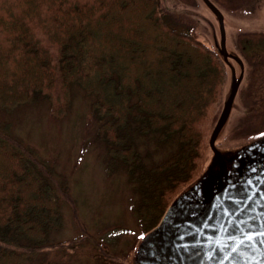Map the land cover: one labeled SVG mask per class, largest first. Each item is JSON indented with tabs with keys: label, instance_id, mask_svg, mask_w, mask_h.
Instances as JSON below:
<instances>
[{
	"label": "trees",
	"instance_id": "1",
	"mask_svg": "<svg viewBox=\"0 0 264 264\" xmlns=\"http://www.w3.org/2000/svg\"><path fill=\"white\" fill-rule=\"evenodd\" d=\"M170 19L162 0H0V109L11 112L41 95L61 117L73 83L92 94L95 137L139 194L130 209L141 234L208 161L212 109L225 79L218 53ZM134 131L158 140L175 133L177 147L146 164ZM60 199L75 213L62 175L0 120V264H30L41 250L81 241L108 264L107 244L88 233L49 242Z\"/></svg>",
	"mask_w": 264,
	"mask_h": 264
},
{
	"label": "rangeland",
	"instance_id": "2",
	"mask_svg": "<svg viewBox=\"0 0 264 264\" xmlns=\"http://www.w3.org/2000/svg\"><path fill=\"white\" fill-rule=\"evenodd\" d=\"M162 1L170 20L176 25L189 28L208 46L213 36L219 40L216 18L202 0ZM212 1L224 15L227 49L234 53L241 50L243 53L238 54L246 58L257 51L258 35H244L242 31L264 34V2L259 10L253 8L249 12L244 10L248 3L243 6V0ZM239 33L241 35L237 38ZM240 38L241 45H238ZM245 38L249 39V44L243 45ZM250 44H253L252 48H249ZM234 65L238 73V66ZM248 69L228 122L216 141L217 146L225 149L239 146L254 136L249 133L264 128V97H255L254 89L248 93ZM261 79L252 88L264 90V80ZM226 81L225 74L220 90ZM71 91V105L61 117L51 115L47 99L38 95L34 101L21 103L11 112L0 109V120L8 122L14 135L62 175L74 200L75 213L68 202L59 200L60 223L49 230V242L88 233L107 244L108 264H132L131 255L141 237V227L130 205L139 194L131 187L120 162L110 159L104 142L95 137L97 122L90 109L93 95L85 94L76 83L72 84ZM221 96L219 105L212 109V127L222 108L224 97ZM134 138L146 164L163 160L177 147L175 133L158 140L152 132L134 131ZM108 166H111L110 172H107ZM97 252L89 241H81L74 249L41 250L30 264L43 259L71 264H104L103 257L95 256Z\"/></svg>",
	"mask_w": 264,
	"mask_h": 264
},
{
	"label": "water",
	"instance_id": "3",
	"mask_svg": "<svg viewBox=\"0 0 264 264\" xmlns=\"http://www.w3.org/2000/svg\"><path fill=\"white\" fill-rule=\"evenodd\" d=\"M202 1L216 18L218 51L230 68L226 96L204 169L140 237L133 264H264V135L234 148L216 146L243 76L229 59L241 68L243 61L227 49L222 11L212 0Z\"/></svg>",
	"mask_w": 264,
	"mask_h": 264
},
{
	"label": "flooded vegetation",
	"instance_id": "4",
	"mask_svg": "<svg viewBox=\"0 0 264 264\" xmlns=\"http://www.w3.org/2000/svg\"><path fill=\"white\" fill-rule=\"evenodd\" d=\"M243 1L246 4L248 3L250 6L259 7L261 5L260 3L262 1H264V0H250V1L249 0H243ZM242 34H244V35H252V34L253 35H258L256 37L257 40H258V45H259L257 47V51L255 50L252 53V55H250V56H248L246 58V57H244V55H243V57H241L238 54V53H243L241 50H239L238 53H234V52H231V51L228 50L232 54L239 55L242 58V60H243V66H242V68L236 62V60L234 58L231 57L229 60L230 61L232 60L231 63L233 64L234 67H235L234 63L237 64L238 71H240V70L243 71L242 79L246 75L245 72H246L247 68H249L248 71H247L248 76H249L248 87L246 86L247 87V91H248V93H250L254 89L255 97L263 98L264 97V90H261V89H259L257 87L256 88H252V86L257 85V83L259 82V80L264 77V34L263 35H260V33L257 32V31H248V32L242 31ZM240 35H241V33H239L237 35V38ZM241 38L239 39V44L238 45H241ZM217 42H218V39L215 36H213V38L211 40H209V44L211 46H214V47L217 46ZM245 43L249 44V39L248 38H245V40L242 42L243 45H245ZM235 45H237V43ZM252 46H253V44H250L249 45V48H252ZM228 69L230 71L229 66H228ZM235 69H236V67H235ZM261 80H264V78L261 79ZM241 82H242V80H241ZM262 83H264V81ZM240 85H241V83H240ZM263 102H264V98H263ZM258 110H260V109H258ZM259 132H260V135H263L264 134V129L259 130Z\"/></svg>",
	"mask_w": 264,
	"mask_h": 264
}]
</instances>
